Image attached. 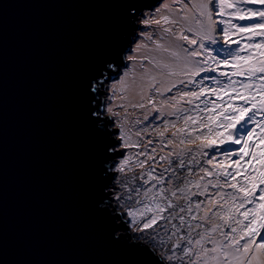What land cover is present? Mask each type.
<instances>
[{"label":"snow or ice","instance_id":"snow-or-ice-1","mask_svg":"<svg viewBox=\"0 0 264 264\" xmlns=\"http://www.w3.org/2000/svg\"><path fill=\"white\" fill-rule=\"evenodd\" d=\"M81 83L96 211L131 264H264V0H118Z\"/></svg>","mask_w":264,"mask_h":264},{"label":"water","instance_id":"water-1","mask_svg":"<svg viewBox=\"0 0 264 264\" xmlns=\"http://www.w3.org/2000/svg\"><path fill=\"white\" fill-rule=\"evenodd\" d=\"M156 0H139L149 12ZM118 0H0V264H131L95 209L81 83L124 29Z\"/></svg>","mask_w":264,"mask_h":264}]
</instances>
